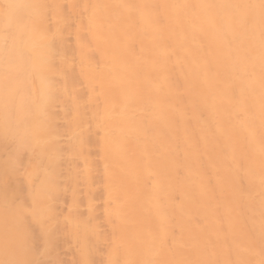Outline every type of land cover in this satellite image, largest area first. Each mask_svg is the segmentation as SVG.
<instances>
[{
	"label": "bare ground",
	"instance_id": "6f19581e",
	"mask_svg": "<svg viewBox=\"0 0 264 264\" xmlns=\"http://www.w3.org/2000/svg\"><path fill=\"white\" fill-rule=\"evenodd\" d=\"M0 264H264V0H0Z\"/></svg>",
	"mask_w": 264,
	"mask_h": 264
}]
</instances>
